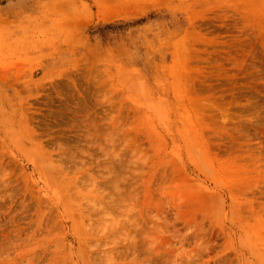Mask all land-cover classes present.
<instances>
[{"label":"rangeland","instance_id":"374dc122","mask_svg":"<svg viewBox=\"0 0 264 264\" xmlns=\"http://www.w3.org/2000/svg\"><path fill=\"white\" fill-rule=\"evenodd\" d=\"M0 264H264V0H0Z\"/></svg>","mask_w":264,"mask_h":264},{"label":"bare ground","instance_id":"6f19581e","mask_svg":"<svg viewBox=\"0 0 264 264\" xmlns=\"http://www.w3.org/2000/svg\"><path fill=\"white\" fill-rule=\"evenodd\" d=\"M162 2H163V1H162ZM164 2H165V0H164ZM82 123H83V122H82ZM90 123H91V122H90ZM85 124H86V123H85ZM87 124H88V123H87ZM87 124H86V125H87ZM88 125H89V124H88ZM91 129H92V127H91ZM109 229H110V228H109Z\"/></svg>","mask_w":264,"mask_h":264}]
</instances>
